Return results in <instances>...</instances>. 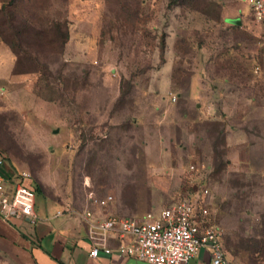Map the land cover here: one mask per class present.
Listing matches in <instances>:
<instances>
[{"label": "rangeland", "instance_id": "obj_1", "mask_svg": "<svg viewBox=\"0 0 264 264\" xmlns=\"http://www.w3.org/2000/svg\"><path fill=\"white\" fill-rule=\"evenodd\" d=\"M176 2L0 0V156L38 208L71 215L112 196L138 217L207 189L227 257L263 264L264 25L246 0ZM239 135L243 163L225 147Z\"/></svg>", "mask_w": 264, "mask_h": 264}, {"label": "built area", "instance_id": "obj_2", "mask_svg": "<svg viewBox=\"0 0 264 264\" xmlns=\"http://www.w3.org/2000/svg\"><path fill=\"white\" fill-rule=\"evenodd\" d=\"M256 24L264 25V0H246ZM175 101V98L172 99ZM5 159L0 156V216L8 221L25 217L35 222L36 192L27 185L29 175H8L4 172ZM191 170L195 167L191 166ZM208 190L203 189L198 199L178 197L170 207L158 213L150 212L137 219L131 217H106L93 220L90 210L82 214L87 224L90 243L89 257L114 253L143 264H189V261L206 250L212 264H232L223 247V232L217 221V210L207 204ZM112 196L92 203L105 208ZM116 239L115 249L109 246Z\"/></svg>", "mask_w": 264, "mask_h": 264}, {"label": "crops", "instance_id": "obj_3", "mask_svg": "<svg viewBox=\"0 0 264 264\" xmlns=\"http://www.w3.org/2000/svg\"><path fill=\"white\" fill-rule=\"evenodd\" d=\"M170 81V75L167 76V73H165L162 89L165 88V91H169ZM192 87H194V90L190 91L191 96L188 100L191 99L190 101L194 102L200 97L199 83L193 81L190 84V89ZM163 93L161 92V94ZM168 93L170 94V92ZM174 98L172 96L169 101L161 98L160 104L168 105L169 102L174 103L175 101L172 100ZM153 110L155 113L158 112L156 107ZM198 112L201 115L203 114L202 109ZM210 112L211 109L207 111L208 114ZM207 113H204V116ZM209 116L212 117L211 114ZM184 118V116H180L179 121L176 122L175 120H169L179 134H182L179 122H184ZM133 121L135 123V120ZM167 121L168 118L164 122L166 123ZM137 123H140V120H137ZM158 124H161L160 120L155 122V125ZM155 125L154 128H156ZM234 139L237 141L236 145H230L228 137L225 138V147L227 149L235 147L234 153L239 163H243L242 155L246 152L250 153L252 144H247L246 138H243L242 135L234 137ZM157 141L161 144L160 138ZM237 147H240V150ZM152 164L149 167L150 169L158 168L159 164ZM4 172L8 175L15 174L13 169L9 166L7 167V165L4 168ZM26 184L31 186L30 183ZM92 199L94 198L90 197L80 215L65 214L50 204L38 208L37 203V219L35 222L21 216L6 221L0 216V257L3 259L4 264H143L133 258L121 257L116 253L110 256L101 254L95 259L89 257L90 243L87 238V224L82 219V214L85 211L90 210L92 212L94 221L102 220L106 217H130L118 215L115 211L108 210L110 203L105 208L98 207L92 203ZM132 214L135 215L137 212L133 211ZM146 214L131 218L140 219ZM117 244L114 238L109 241V246L113 249L117 247ZM227 259L232 263L228 257ZM189 264H212L210 253L206 250L200 251L199 254L189 261Z\"/></svg>", "mask_w": 264, "mask_h": 264}, {"label": "trees", "instance_id": "obj_4", "mask_svg": "<svg viewBox=\"0 0 264 264\" xmlns=\"http://www.w3.org/2000/svg\"><path fill=\"white\" fill-rule=\"evenodd\" d=\"M169 3L171 5L177 4L176 0H169ZM3 12H4V8L2 9V13ZM68 37H69L68 33H65L63 35V43H62L63 45H65L67 43ZM17 59H18V61L16 62V65L13 68V72H12L13 74H21L23 72L19 67L21 65V60H28L29 62L35 61L32 57H29V56H24L21 60H19V57ZM37 189L39 190V188H37Z\"/></svg>", "mask_w": 264, "mask_h": 264}, {"label": "water", "instance_id": "obj_5", "mask_svg": "<svg viewBox=\"0 0 264 264\" xmlns=\"http://www.w3.org/2000/svg\"><path fill=\"white\" fill-rule=\"evenodd\" d=\"M227 22L231 23L233 25H239L240 24V22L238 20H227ZM55 132H57V131H55Z\"/></svg>", "mask_w": 264, "mask_h": 264}]
</instances>
